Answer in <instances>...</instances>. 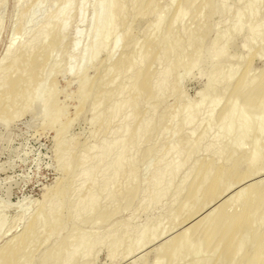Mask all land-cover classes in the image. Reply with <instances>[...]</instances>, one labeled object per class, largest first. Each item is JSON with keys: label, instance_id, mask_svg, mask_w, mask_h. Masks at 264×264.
Returning a JSON list of instances; mask_svg holds the SVG:
<instances>
[{"label": "bare ground", "instance_id": "obj_1", "mask_svg": "<svg viewBox=\"0 0 264 264\" xmlns=\"http://www.w3.org/2000/svg\"><path fill=\"white\" fill-rule=\"evenodd\" d=\"M89 1L62 0L48 25L37 31L35 46L11 50L9 64L0 67V120L7 123L37 106L45 125L61 122L64 106L56 100L53 80L65 61L66 70L78 77L77 105L89 112L94 135L101 129L118 138L73 154L76 142L64 140L71 120L58 124L53 150L63 175L46 186L24 230L0 245V264H96L94 256L103 248L114 263L189 220L184 230L178 226L183 231L163 238L151 253L152 264H264V178L254 179L264 172V63L255 67V60L264 58V0H95L87 19ZM24 5L19 35L41 0ZM148 14L153 21L139 36L132 24ZM74 17L88 20V28L76 29L67 44ZM111 34L109 63L88 77L87 64L105 51ZM240 35L241 53L231 52ZM119 48L124 51L116 57ZM196 68L205 80L188 99L181 81ZM125 108L128 114L112 128ZM258 110L260 125L251 126ZM167 134L171 141L163 145ZM233 134L238 141H229ZM252 135L256 140L247 150ZM143 167H152L147 205L167 199L169 211L148 219L137 232L119 234L118 227L129 224L134 205L141 203ZM76 177L83 180L79 186ZM239 182L246 184L241 190L234 187ZM232 186L240 190L234 189L235 209ZM227 189L232 203L223 201ZM205 205L212 209L207 214ZM128 209L131 217L121 219ZM5 222L0 213V237ZM144 254L138 260L147 263L149 254ZM189 255L192 260L185 262Z\"/></svg>", "mask_w": 264, "mask_h": 264}, {"label": "rangeland", "instance_id": "obj_2", "mask_svg": "<svg viewBox=\"0 0 264 264\" xmlns=\"http://www.w3.org/2000/svg\"><path fill=\"white\" fill-rule=\"evenodd\" d=\"M21 1H19L21 2L19 3L17 0H0V67H3L9 64L10 57H11V50H14L16 46L17 48L18 47L19 48H30L36 45L37 31L40 28L48 25V16L54 13V10L60 5L62 0H41L40 7H33L31 9L32 16H30L29 18L30 21L28 20L29 22L25 24L26 25L25 30L27 28V30L25 31V33H27L26 36H25V33L23 35H19V33L17 34L16 30L18 29L17 27L20 21L19 16L22 10L24 9L22 8L23 4H26L24 5V7H26L29 4H31L33 0H21ZM94 1L95 0H91L88 2V5H87L88 7L85 12L86 13L85 16H87V19L91 16L90 14H91L92 6L94 4L92 2ZM241 3L242 2H240L239 4ZM239 4L237 5V7L240 6ZM175 5L172 6V8L174 7L175 9ZM237 7L235 6L236 9ZM76 19L77 18L75 17L72 19L70 25L68 26L66 30L67 40H65L66 41L65 43L67 44L70 43V41L73 40V38L75 37L74 35L76 34L74 32L76 31V29L86 31L88 28L87 27L88 20H86V22L84 21L83 23H81L79 22L78 19H77L78 21ZM214 20L220 23L221 27L219 26V28L222 29L223 24L221 23V19L219 17H215ZM152 21H153L152 14L145 15V17L143 16V17L137 18L132 24L133 32L139 36H142L145 28ZM184 23L187 26V24H189V20L185 19ZM11 36H17L18 38L11 37ZM84 38L85 36L83 37V40H82L83 43L85 42ZM242 38L243 36L240 35L238 36L237 41L232 42L231 52L241 53L240 50L242 49L239 48L238 44L242 41ZM111 39H112V34L109 35L107 38L108 44L106 42L107 48L105 47V51H104V48H102L100 52H98V55H96L97 57L95 56L96 58L94 57V60L90 61L87 64L85 68L86 70L85 74L88 77H93L96 74L97 69L100 67V65L104 66L105 64L107 65L109 63L107 62L108 59L106 57L109 56L107 54V51L109 49L111 50V48H109L111 47L110 45H112ZM10 40L15 43V45L12 47L9 45ZM82 42H81V45H83ZM122 51H124L123 48H119L117 50L116 57H118L122 53ZM80 52H81V49L79 48L78 50H76L74 57L77 58ZM108 53H110V51H108ZM74 59H73V63H75L76 61ZM263 63H264V58H257L255 60V67L259 68L263 65ZM66 64L67 63L63 61V63L61 64L62 69L57 72V74L54 77L55 80H53V82H55V89L57 91L56 100L57 102L59 100L58 104L61 107L64 106L63 108L64 116L61 117L60 119L61 122L60 121L57 122V125L54 124V126L45 125L43 123L44 121H43L42 114L40 113V109L37 106L34 107V110L23 112L21 116H17L15 117V119L12 118L11 119L12 121L9 120V122L7 123H4L0 120V205L5 207V209L1 208L2 210L0 211V213L4 215L6 218V222L3 228V232H2V237H0V245L3 244L6 240L20 234L24 230L25 225L30 220V218L33 217L34 213L36 212L35 210H37L36 208H37L38 203L43 198L45 190H46V186L51 185L53 182H57L63 175L61 168L57 165L56 158H55L56 154L53 150L55 140H56L54 139L55 138L54 135H55L56 129L59 128L58 127L59 123H62L66 120H71L69 129H67L68 131L66 132L67 134H65L64 136V140L65 141L72 140L76 142L74 143V146L71 147V152L73 154L82 153V149L84 146H97L98 144H100V142H102L105 139L115 140L118 138V134H113L109 130L100 129L99 131H97L96 135H94V130L96 129V126L90 123V121L88 122L89 120L88 117H90L89 112L86 109H82V108H81L82 111L80 112L79 110L81 109H79L78 108L79 106L77 105V99L79 97V94L77 91L78 85H79V80H77L78 77H76V74H73L74 72L72 73L66 70L68 68V64L67 65ZM204 80L205 78H203L200 75L199 70L197 68L192 70L188 75L184 76L181 81V88L184 91L186 98L188 99L195 98ZM173 99H174L173 97L172 98L170 97L168 100V103L172 102L171 104H173ZM74 105L76 106V108ZM143 108L146 111V113H149L150 106L148 104H144ZM259 111L261 110H258L257 114L252 113L254 115V118L256 116L255 119L257 121L253 120V122H251L252 123L251 126L255 125L256 127H258L260 125V122H261L260 120H261L263 113L261 114L262 111L258 113ZM126 114H128L127 108H125L120 113L118 118L114 121V126L112 128H117L120 122L123 121L122 119L125 117ZM255 121L257 124L254 123ZM41 122L44 125H42ZM252 129H254V127L251 128V130ZM253 131L255 132V130ZM230 138L231 139L229 141L232 140L235 142L236 140L238 141L239 136L237 134H233L231 135ZM253 138L254 136L252 135L251 136L252 140L247 142L245 149L247 150L250 149L252 144H249V142L251 143L252 141L254 142L256 140V138L254 139ZM228 139L229 138H227V140ZM170 141H171L170 134H167L165 138L163 139V145ZM200 154L203 157H206L208 155L206 151H202ZM111 158L112 157H110V159ZM184 171L185 169L182 172ZM151 172H152V167H143L141 169L140 171L141 176L142 178L145 179L144 187L141 192V198H142L141 203L138 206L134 205V210H135L134 215H133L134 217H132V220L129 222V224L126 226L118 227L117 230L119 234L123 233L126 229L132 231V233L137 232L138 229H140L148 219L153 218L160 214L168 213L170 202L167 199L164 200L163 204H160L158 206H150V205L148 206L147 205L146 195H147V190H149L150 185H151V182H150ZM183 174L184 173H182V175ZM192 177L193 175H189L187 177V181H190ZM259 178L260 179L264 178L263 171L260 175H256L254 179L260 180ZM245 181H248L249 183L250 180L248 179ZM245 181L244 183H246ZM82 182L83 180L81 177H76L74 179L75 186L81 185ZM241 183L242 182H239L238 185H235L234 187L238 186L239 189L241 190L242 188L246 186V184H248V183L246 184L242 183V185L239 186V184ZM234 187L233 186L231 187L232 190L230 188L231 192L232 191L233 192L231 194L229 193L230 196L232 197H233V194H235V196L231 200L232 202L234 201L236 194L240 191L239 189H238L239 191H237V189ZM234 189L237 191V193H235ZM227 190L226 192L225 190L223 191L224 194L226 193V198L223 196L224 194H222L221 196L222 199L224 198L226 199V200L224 199L223 201H230L228 200L229 190L228 191ZM215 201L217 204L218 201L217 200ZM215 201H212L214 203L210 201L212 205L209 204V202L207 203V205H209L210 207H213L214 206L213 204H215ZM234 203L236 202L234 201L232 203V206H233L232 209L236 208V205ZM207 205H205L206 210H204L205 208L201 210H204V212L205 211L207 212L208 210L210 212L212 209ZM209 208L211 210H209ZM199 210L197 211L198 215L201 212V210L200 211ZM204 212L202 211V213ZM132 213H133V210L131 209L125 210L120 215V218L123 220L125 218L127 219L128 217H131ZM205 213L203 214L204 216H205ZM200 215L202 214L200 213ZM202 217L203 216L201 217L199 216L198 218L201 219ZM189 221H185L184 225H183V222L177 225L179 227H183L182 229L184 230V227L186 225L187 226L189 225L187 223ZM189 223L191 224V222ZM178 226L176 228L173 227L174 230H171V232L169 230L170 232L169 234L168 232H166L167 235L165 233V235L163 236L162 234L161 236H158V240H156L157 239L156 237L154 240L156 242H153L152 240V242L148 243L147 246L145 244L143 248L141 247L142 249L139 248L140 252L139 250H136L137 252L136 251L132 252L129 256H127L128 258L126 256H124L125 258L120 256L117 261H115L114 263H111L107 257L106 250L103 248L96 252L93 261L96 264H119V263L120 264H138V262L139 264H144L145 261L143 259L138 260V258L145 255L144 253L146 252V254H149V259L147 263L145 262V264H152V254L151 253L153 252V250H155V248L160 246L161 241L166 240L168 235L169 236L171 235L172 237H174V235H176L178 231L182 230V229L179 230ZM152 243H153V246H152ZM192 256L193 255H189V257L186 258L185 262L191 261Z\"/></svg>", "mask_w": 264, "mask_h": 264}]
</instances>
